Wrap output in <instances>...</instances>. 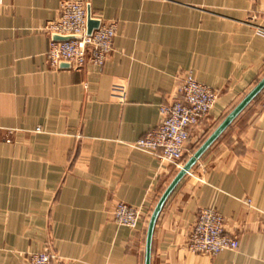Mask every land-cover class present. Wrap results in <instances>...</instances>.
I'll use <instances>...</instances> for the list:
<instances>
[{
  "label": "crops",
  "instance_id": "obj_1",
  "mask_svg": "<svg viewBox=\"0 0 264 264\" xmlns=\"http://www.w3.org/2000/svg\"><path fill=\"white\" fill-rule=\"evenodd\" d=\"M82 1L117 32L104 66L76 70L46 56L62 0H0V264L45 248L53 264H145L151 216L179 169L132 143L192 73L219 98L186 162L264 77V0ZM119 202L141 209L136 229L114 221ZM205 207L239 249L189 250ZM151 264H264V89L166 200Z\"/></svg>",
  "mask_w": 264,
  "mask_h": 264
},
{
  "label": "built area",
  "instance_id": "obj_2",
  "mask_svg": "<svg viewBox=\"0 0 264 264\" xmlns=\"http://www.w3.org/2000/svg\"><path fill=\"white\" fill-rule=\"evenodd\" d=\"M254 2L260 0H252ZM87 5L82 0H62L57 19L49 21L44 31L51 37L47 59L52 67L68 62L79 70L88 64L104 66L114 51L117 32L115 21L102 22L89 35ZM54 34L80 36L69 40H55ZM113 90L125 96V88L115 86ZM219 98V92L198 81L187 73L177 87L173 101L160 106L161 121L158 126L132 143V146L157 157L162 163L181 169L185 164V149L194 127L208 117ZM38 131L40 128L37 129ZM116 223L136 229L142 211L136 206L119 202L113 211ZM188 248L195 253L217 255L226 250L240 248V240L228 235L224 216L213 207L199 210L198 218L188 241ZM57 255L49 248L28 253L27 264H53Z\"/></svg>",
  "mask_w": 264,
  "mask_h": 264
},
{
  "label": "water",
  "instance_id": "obj_3",
  "mask_svg": "<svg viewBox=\"0 0 264 264\" xmlns=\"http://www.w3.org/2000/svg\"><path fill=\"white\" fill-rule=\"evenodd\" d=\"M88 11V25L87 33L91 35L94 30L98 29L102 24V20L93 16L90 5H87ZM80 38V36L72 35H59L54 34L55 40H69L71 38ZM60 66L63 68H71V64L68 62H61ZM264 89V77L257 83V85L238 103V105L225 117V119L219 124L214 132L206 139V141L195 151V153L185 162L184 166L179 170L173 181L167 187L163 195L161 196L156 208L151 216L148 233H147V247H146V261L145 264H151L152 254V241L155 226L158 217L164 207V204L172 191L178 185V183L187 175L194 165L198 162L201 156L207 151V149L220 137V135L232 124V122L238 117V115L255 99V97Z\"/></svg>",
  "mask_w": 264,
  "mask_h": 264
}]
</instances>
